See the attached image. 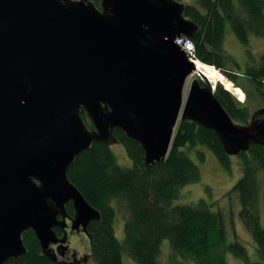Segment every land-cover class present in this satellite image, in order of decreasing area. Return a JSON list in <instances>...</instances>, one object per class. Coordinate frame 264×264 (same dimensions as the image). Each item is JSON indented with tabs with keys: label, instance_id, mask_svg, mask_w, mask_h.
I'll use <instances>...</instances> for the list:
<instances>
[{
	"label": "water",
	"instance_id": "water-1",
	"mask_svg": "<svg viewBox=\"0 0 264 264\" xmlns=\"http://www.w3.org/2000/svg\"><path fill=\"white\" fill-rule=\"evenodd\" d=\"M183 12L178 0H0V264L26 252L28 229L57 261L48 247L63 241L53 227L69 202L85 231L99 218L67 170L114 128L148 164L166 157L179 120L213 130L229 156L264 146V106L234 121L175 42L197 31Z\"/></svg>",
	"mask_w": 264,
	"mask_h": 264
},
{
	"label": "trees",
	"instance_id": "trees-1",
	"mask_svg": "<svg viewBox=\"0 0 264 264\" xmlns=\"http://www.w3.org/2000/svg\"><path fill=\"white\" fill-rule=\"evenodd\" d=\"M91 1L100 8L101 0ZM183 15L197 27L193 35L187 36L194 44L195 58L213 65L231 81L236 82L240 76L249 79L257 95L263 99L261 106H264V54L258 63L250 65L243 73L225 69L227 55L223 48L227 23L242 43L247 42L250 33L264 35V0H196V4H184ZM209 69L206 66L204 70L207 77L212 75ZM225 88L218 83L214 95L234 121L247 123L251 107ZM245 98L247 100V93ZM81 116L90 127L87 115L83 113ZM111 137L123 146L132 162L130 167L117 163L105 140H94L89 148L75 157L67 170L70 182L99 211V218L88 225L95 264H123V252L137 264H158L160 245L165 239L169 241L172 254L179 259L172 257L164 264H185L184 260L188 259L193 264H227L225 255L228 252L243 260L244 264H264L250 261L245 247L236 239L226 241L225 214L212 207L208 200L200 198L194 204H174L179 189L200 178L198 166L188 156V152L197 150V146H205L218 163L229 170L231 156L225 153L213 130L192 120H179L168 154L151 164L145 162L141 145L124 131L114 128ZM237 159L242 175L229 191L238 194L239 217L263 259L264 227L257 209L259 185L256 175L264 168V146L251 144L246 152L237 155ZM112 200L125 201L127 216L123 224V241L115 236ZM66 208L72 212L71 204ZM22 240L26 252L4 264H63L42 254L31 229L23 233Z\"/></svg>",
	"mask_w": 264,
	"mask_h": 264
},
{
	"label": "rangeland",
	"instance_id": "rangeland-1",
	"mask_svg": "<svg viewBox=\"0 0 264 264\" xmlns=\"http://www.w3.org/2000/svg\"><path fill=\"white\" fill-rule=\"evenodd\" d=\"M178 1L185 5L196 4V0ZM223 48L225 55H227L224 60L225 69L232 71L237 70L245 73L247 67L258 63L261 56L264 54V35L250 33L247 42L242 43L233 33L230 24L227 23L223 39ZM195 60L197 59L195 58ZM194 64L203 74L206 66H209L212 75L207 77L204 74L208 81L211 84H215V87L218 83L226 87L240 102L244 100V102L247 101L248 105L251 107V113L255 109L262 107L263 99L257 95L252 83L246 77L240 76L237 81L234 82L229 80L220 70L213 67V65L205 64L199 60L195 61ZM195 78H197V75L194 72L187 77L182 92L183 99H185L187 95L191 81ZM245 93L248 94L247 100L245 98ZM108 143L115 154L117 163L121 166L130 167L132 162L127 156L123 146L113 138H111ZM196 149L198 151L188 152V156L198 166L200 178L197 182L182 186L179 189L178 198L174 200V204H194L200 198L208 200L212 207L221 209L225 214L226 241L231 242L236 239L245 247L250 261L264 262V258H260L256 251V245L250 232L239 217L240 205L238 202V194L229 191L242 175L237 155H231L230 168L227 170L218 163L213 153L205 146H197ZM198 152L201 156L198 155ZM256 177L259 185L257 209L260 222L264 227V168L258 170ZM110 204L115 211V236L119 241H123V224L127 216L125 201L112 200ZM75 245H78V257L73 258V260H66V264H95L91 255L88 236L83 235ZM160 249V255L157 259L158 264H164L172 257L179 259L178 256L172 254L167 239L162 241ZM225 258L227 264H244L243 260L236 258L229 252L226 253ZM122 261L123 264H137L126 252L122 253ZM184 263L193 264V261L188 259L184 260Z\"/></svg>",
	"mask_w": 264,
	"mask_h": 264
},
{
	"label": "flooded vegetation",
	"instance_id": "flooded-vegetation-1",
	"mask_svg": "<svg viewBox=\"0 0 264 264\" xmlns=\"http://www.w3.org/2000/svg\"><path fill=\"white\" fill-rule=\"evenodd\" d=\"M71 204V202L67 203ZM65 206V208H66ZM73 208V206H72ZM75 213L74 209H72V212L68 211L66 208V215L62 217L61 215H58L57 219L59 221L58 225H55L53 227V230L56 234L57 239H63L62 242L56 241L53 243H50L49 249L52 253L56 256L57 261L62 262L63 264H66V260H73V258H77L78 256V245H75V243L82 238L83 235H88V225L92 221L90 220L86 225V231L84 230L82 224H79L78 226L73 222L72 219H74Z\"/></svg>",
	"mask_w": 264,
	"mask_h": 264
},
{
	"label": "built area",
	"instance_id": "built-area-1",
	"mask_svg": "<svg viewBox=\"0 0 264 264\" xmlns=\"http://www.w3.org/2000/svg\"><path fill=\"white\" fill-rule=\"evenodd\" d=\"M175 42L181 47L186 53L187 57L194 61L195 60V48L193 42L185 35H179L175 38ZM262 86L264 91V79L262 80Z\"/></svg>",
	"mask_w": 264,
	"mask_h": 264
},
{
	"label": "bare ground",
	"instance_id": "bare-ground-1",
	"mask_svg": "<svg viewBox=\"0 0 264 264\" xmlns=\"http://www.w3.org/2000/svg\"><path fill=\"white\" fill-rule=\"evenodd\" d=\"M195 61H198V60H194V63H195ZM195 65V64H194ZM195 67H196V65H195ZM196 70H198L197 68H196ZM199 71V70H198ZM201 72V71H200ZM194 73H196V71L194 72ZM206 77V76H205ZM186 80H187V78H186ZM186 80H185V82H186Z\"/></svg>",
	"mask_w": 264,
	"mask_h": 264
}]
</instances>
